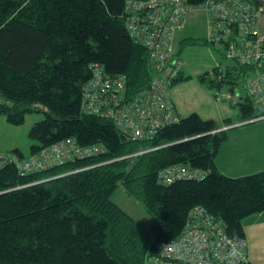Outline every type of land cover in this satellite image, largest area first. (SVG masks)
Instances as JSON below:
<instances>
[{"label": "trees", "instance_id": "16d2710c", "mask_svg": "<svg viewBox=\"0 0 264 264\" xmlns=\"http://www.w3.org/2000/svg\"><path fill=\"white\" fill-rule=\"evenodd\" d=\"M126 1L0 0V116L21 126L29 114L44 115L29 131L30 155L67 139L106 150L25 178L13 165L0 170V264H144L149 249L179 236L197 206L221 219L230 237L244 238L243 221L264 212V171L230 178L216 169L227 131L215 121L192 114L150 141H127L112 120L82 112L92 64L125 75L128 96L155 78L147 50L126 30ZM239 72L228 67L209 84L233 86ZM188 79L179 70L172 87ZM236 105L240 123L256 116L247 97ZM173 165L208 174L160 184L158 172ZM119 186L150 216L148 230L110 201Z\"/></svg>", "mask_w": 264, "mask_h": 264}, {"label": "built area", "instance_id": "2783aa9c", "mask_svg": "<svg viewBox=\"0 0 264 264\" xmlns=\"http://www.w3.org/2000/svg\"><path fill=\"white\" fill-rule=\"evenodd\" d=\"M263 3L253 0H205L198 6L189 0H127L124 6L126 30L130 38L148 52L155 74L150 86L134 96L127 94V77L111 76L98 64L88 67L90 79L82 91L81 110L86 115L113 121L127 141H150L159 131L180 121L170 90L179 72L175 62L174 37L183 29L188 14L203 11L209 21L208 44L244 69L242 87L256 116L239 126L264 121V33L257 30L264 12ZM212 77L220 82L223 71ZM237 72V71H235ZM234 72V73H235ZM219 94V93H218ZM221 97L228 99V95ZM233 99L237 103L236 98ZM219 131H222L219 130ZM106 153L101 144L80 146L67 139L37 151L29 157L0 152V170L15 166L18 176L46 172ZM88 169V168H86ZM207 172L189 166L173 165L158 172L157 180L168 186L182 180H204ZM247 243L230 237L221 219L197 206L187 216L179 236L148 250L144 264H246Z\"/></svg>", "mask_w": 264, "mask_h": 264}, {"label": "rangeland", "instance_id": "374dc122", "mask_svg": "<svg viewBox=\"0 0 264 264\" xmlns=\"http://www.w3.org/2000/svg\"><path fill=\"white\" fill-rule=\"evenodd\" d=\"M258 20L257 30L264 33V12ZM209 21L203 11H192L188 14L184 27L174 37V58L177 66L185 77L189 78L175 84L170 90V96L175 104L180 118H186L197 114L204 120H213L226 130L227 139L222 145L223 155L219 162L226 171L233 175H244L264 166V121L253 124L240 125L237 103L246 97L242 83L245 75L239 72L233 86L223 85L220 88L211 87L209 82L214 80L212 72L215 68L225 72L226 68H236V64L227 60L223 52L208 44ZM189 44L182 45V42ZM206 75L205 83L200 77ZM219 93V94H218ZM228 95L233 99H225L222 95ZM41 113L29 114L25 117L24 124L12 126L7 119L0 116V152L13 153L19 151L24 157L30 156V149L36 142L28 138L30 129L36 123L42 121ZM231 123L225 127L226 121ZM239 126L241 128H233ZM235 156H240L235 160ZM261 159V160H259ZM259 164L258 162H261ZM110 201L119 206L129 215L140 228L148 230L151 225L150 216L145 209L132 198L128 197L119 186L110 196Z\"/></svg>", "mask_w": 264, "mask_h": 264}, {"label": "crops", "instance_id": "0c3cea01", "mask_svg": "<svg viewBox=\"0 0 264 264\" xmlns=\"http://www.w3.org/2000/svg\"><path fill=\"white\" fill-rule=\"evenodd\" d=\"M233 128H241V127L234 126ZM222 145L220 147L219 154L215 159L216 169L222 175L230 178H239L264 171V166L260 167L255 171L245 173L244 175H233L232 173H230V171L229 172L226 171L227 169L226 170L223 169L224 166H228L224 162V160L227 159L226 155L225 157L223 156V161L219 162L218 160L219 157L221 158V155H223L224 150H222ZM235 157H236L235 160H238L240 156L238 157L235 156ZM262 161H264V159ZM262 161L258 163L261 164ZM243 230H244V239L247 243L248 263L264 264V212L246 218L243 221Z\"/></svg>", "mask_w": 264, "mask_h": 264}]
</instances>
